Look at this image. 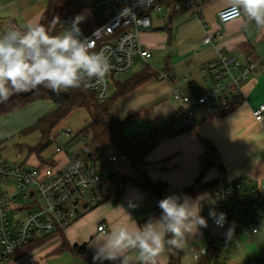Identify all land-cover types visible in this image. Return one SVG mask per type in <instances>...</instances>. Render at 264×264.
I'll return each instance as SVG.
<instances>
[{"label":"built area","instance_id":"2783aa9c","mask_svg":"<svg viewBox=\"0 0 264 264\" xmlns=\"http://www.w3.org/2000/svg\"><path fill=\"white\" fill-rule=\"evenodd\" d=\"M202 5L203 0H93L91 10L103 12L101 17L105 22L89 35L80 25L79 28L91 50L102 52L107 58L110 70L102 80H89L83 89L96 93L98 101H107L112 86L118 82L117 76L128 74L136 58L143 62L152 58L150 50L144 49L140 36L152 31L153 16L162 14L167 20L174 12H192L201 18ZM225 10L218 14L222 25L234 21L223 15ZM2 30L0 25V32ZM222 38L220 32L207 35L204 44H214ZM260 68L258 61L244 62L221 52L203 70L208 91L202 93L194 85L192 94L180 86H189L188 78H170L160 73L158 80L171 84L172 97L178 103L166 132L193 130L201 109L211 117H222L230 112L244 100L243 86ZM253 116L257 122H263L264 105L254 110ZM61 136L67 142L75 138L70 130H65ZM63 152L64 147H57L53 163L36 166L15 165L0 158V264L10 262L18 251L37 240L65 233L73 223L125 190L126 185L122 182L125 157L113 154L102 161L90 162L67 154L66 162L62 163L56 156ZM214 157L213 142L205 141L201 159L214 163ZM112 177L116 180L112 181ZM217 181L213 199L219 212L215 218L204 217L208 224L204 230L208 236L202 247L192 250L193 264H199L203 258H208L210 263L222 264L223 251H228L243 237L256 238L264 225V184L255 186L247 179L232 182L223 173ZM219 213L226 217L222 226L217 223ZM230 227L234 228V234L229 239L225 233ZM98 230L106 233L104 225ZM215 230L218 234L213 233ZM244 264H264V254L259 260H245Z\"/></svg>","mask_w":264,"mask_h":264},{"label":"crops","instance_id":"0c3cea01","mask_svg":"<svg viewBox=\"0 0 264 264\" xmlns=\"http://www.w3.org/2000/svg\"><path fill=\"white\" fill-rule=\"evenodd\" d=\"M92 1L90 0V4ZM48 6L49 0H0V25L3 27L0 35H3L9 28H21L25 26L28 21H38L41 23L44 14L48 10ZM227 7V0H203V5L200 9L201 18L192 12H181V14H177L173 21L171 32L164 30L167 23H164L163 27L155 28L153 20L152 31L143 32L140 36L144 49L150 50L152 54L151 59H153L152 50L160 48V40H165L168 45L174 44L180 55L193 52L191 57L176 65L172 64V60L169 57L166 60L165 68L160 71L150 68L148 63L144 62L155 74L159 75L168 70L169 74L167 75L170 78H188L190 85L181 84L180 86H183L187 93L190 94L193 93L194 85L202 93L208 91L203 79V70L211 62L215 61L221 52L234 55L244 62L252 60L261 63L259 72L254 74L243 86L244 100L231 113L222 117H211L201 109L198 124L193 130L162 140L145 158L144 162L150 177L154 181H157L151 174V169L154 168L153 164L157 162V167H159L163 165L164 161H167L168 156L175 157L173 160L176 166L174 167L175 171L179 173L183 172L182 175L184 176L181 180L182 183L179 185L182 188L180 193L189 188L198 179L204 168L203 163L200 162V157L204 151L205 141H211L215 146V162H207L211 167L207 170L204 182L218 180L221 173H223L232 182L247 179L255 186L264 184V120L259 123L253 116V111L264 105V57H261L262 53L260 52L264 43V29L258 27L255 22H249L244 16L222 25L219 22L218 14L222 9ZM157 17L161 19V15H157ZM181 18L183 21L180 22L175 30V21ZM218 32L223 35L221 41L210 45L204 44V39L207 35L214 36ZM172 94V86L168 81L152 79L132 95L125 98L129 100V105L125 109L128 112L137 111V118L146 119L150 114H153L150 124L155 127L159 122L162 123L164 120H168L161 131L160 129L156 131L148 129V131H141L131 137L126 135V137L131 139L139 136L142 139H148L151 135L150 133L153 132L165 134L178 109L176 101L172 99L174 104L170 103V98H173ZM144 106L150 107L149 110L153 111L151 113H149V110L142 111L140 108ZM113 111L114 108L112 109V115L119 121L116 113ZM156 148L159 149V152L155 155L153 151ZM184 153L187 155L186 158L190 156L189 161L185 159L187 161L185 163L184 158H182V154ZM67 154L69 153L65 151L57 155V160L65 163ZM149 156L151 157L150 161ZM29 160L25 163L29 164ZM37 161L38 164L42 163L39 159ZM182 168L183 171L181 172ZM127 189L118 198L108 199L105 203L108 202L110 204L107 205L108 209H112L117 215H122L127 211L128 214L126 213L125 216L122 215L116 218L108 214V217L101 219L102 221L98 220V226L97 228H93L92 233H79L78 221L73 223L63 233L70 245L86 246L92 256L97 250H100L101 254H103L102 243L108 240L114 227L125 225L131 231L137 226H143V222L147 221L150 217H154L156 203L152 199V196L144 194L145 192H150L136 186H128ZM115 200L117 202H114ZM209 200L210 197L206 195L201 196L200 206ZM144 202L148 204V210H145V212L143 211ZM149 203L151 204V209ZM202 216L205 217L206 215ZM102 225L105 226L106 233L99 232L98 228ZM261 229H264V225ZM214 232L215 234L218 233L216 230ZM56 239H58L57 244L53 248L50 247L51 249L45 250L42 253L43 256H52L51 259L54 258V264H65L63 260L68 264H88L84 259L74 256L70 252L54 254L63 243L59 236L52 238L51 241ZM161 253L157 257V264H169L170 259L166 246ZM29 254L19 259H12V261L5 264H19L20 260ZM191 254L193 258L192 251ZM123 256L127 257L128 264H142L137 249H128L123 253ZM56 259H59L58 262H56ZM105 261L107 264H120V259ZM45 264L50 263L46 261Z\"/></svg>","mask_w":264,"mask_h":264},{"label":"clouds","instance_id":"9594fccd","mask_svg":"<svg viewBox=\"0 0 264 264\" xmlns=\"http://www.w3.org/2000/svg\"><path fill=\"white\" fill-rule=\"evenodd\" d=\"M223 15L236 20L243 15L249 22L264 29V0H227ZM86 18L77 14L72 26L60 35H50V29L38 22L28 21L21 28H9L0 35V104L13 96L31 93L41 87L59 95L69 89L87 86L92 78L102 80L110 70V64L102 52H94L88 39L82 38L79 24ZM58 22L54 18L53 26ZM201 197L193 200L186 194L167 195L158 201L160 215L150 217L143 226L129 230L125 225L113 228L111 236L100 250L94 252L97 259L117 260L128 264L123 253L137 249L142 264H157V257L165 246L179 248L188 238L200 234L208 226L200 215ZM209 215L217 217L210 210ZM226 217L218 214L217 223L223 225ZM234 228L225 233L231 238Z\"/></svg>","mask_w":264,"mask_h":264},{"label":"rangeland","instance_id":"374dc122","mask_svg":"<svg viewBox=\"0 0 264 264\" xmlns=\"http://www.w3.org/2000/svg\"><path fill=\"white\" fill-rule=\"evenodd\" d=\"M69 1V0H68ZM74 3L71 7H62L61 8V16L58 17L59 29H61V33H63L66 29L72 26V20L77 14H83L86 18L79 24L86 35L91 34L94 30L99 28L102 24H104V19L101 17L103 12H95L91 10L90 0H72ZM63 17H65L64 20ZM154 26L163 27L164 23H166V18L163 17L161 14V19L157 17V15L153 16ZM183 19L176 20L174 24V29L176 30L180 22ZM55 23V24H57ZM54 24V26H55ZM175 37V36H174ZM160 48L153 49V59H151L148 63L150 68L160 71L165 68L166 60L170 57L172 60V64L176 65L180 62H184L189 57L192 56V53L180 55L179 51L174 47V44L168 45L165 40H160L159 42ZM262 53L261 57H264V43L262 46ZM148 66L142 62V60L136 58L135 65L133 66L132 70L125 75L117 76L115 79L120 82H124L133 76L142 73ZM115 86H112L111 95L115 93ZM173 98H170V103L174 104ZM127 105H129V100H122L114 106V113H116L117 118L120 122H125L130 119L127 125L124 128L125 135L131 137L136 135L141 131H148V129L156 131L163 129L165 124L167 123L164 120L162 123H158L156 127L151 125V117L153 114H150L148 118L140 119L137 118V111L136 112H128ZM152 107V105H151ZM142 111L149 110L150 107H141ZM56 110L54 104L50 101H35L21 109L13 111L11 114L0 116V144H1V153L0 158L3 161H8L11 164L21 165L25 163L28 159L29 165H37L39 158L41 162L45 161L46 158H50L56 152L57 147H64L65 151L69 154H77L81 153L84 150V136H81L77 139L73 144L66 147L67 141L61 136L65 130H70L72 132V136L76 137L79 133H81L85 128H87L91 124V117L89 114L84 110H78L72 113L66 120H64L57 129L53 132L51 136L52 145L42 154V158L38 157L35 154H31L30 151L36 149L41 143V135L39 132H34L31 134L25 135L24 132L31 128L39 119L44 118ZM153 110H149L151 113ZM125 112V113H124ZM140 114V113H139ZM175 137V136H174ZM167 138H173L170 136H166L163 140ZM166 144V143H165ZM66 147V148H65ZM156 150V151H155ZM153 154H157L159 149H155ZM113 155V154H111ZM152 155V154H151ZM150 155V156H151ZM149 156V161L150 157ZM173 156V155H172ZM186 153L182 154V158H184V163L189 161L190 156L186 158ZM175 158V157H174ZM173 157L168 156L167 161L163 162L162 166L157 167V162L153 164L154 168L151 169V174L157 182H162L167 185V190L163 194V198L167 195L171 194H178L180 193L181 189L179 187L180 183H182V175L183 168L180 170L182 173L175 171V164L173 163ZM187 159V161L185 160ZM172 161V162H171ZM200 162L205 164H209L201 160ZM210 165V164H209ZM123 171V170H122ZM108 175L109 172H106ZM13 183L11 184V186ZM130 187V186H129ZM128 188V187H127ZM126 188V189H127ZM135 188V187H132ZM128 190V189H127ZM148 196H152L154 202L156 203V199L153 197L152 194L145 192ZM150 194V195H149ZM210 197L209 194H204ZM114 202H117L116 200ZM110 205L108 202L105 204L100 205L99 207L95 208L91 213L83 217L80 221L77 222L79 224V233H92L93 228H97L98 220L104 219L108 217V214L113 218L126 215L128 211L122 215H117L112 211V209H108ZM148 204L144 202V212L148 210ZM150 209L151 204L149 203ZM200 215H208L210 210L218 213L219 207L214 199L208 202L203 203L201 206ZM102 221V220H101ZM146 222V221H145ZM143 222V223H145ZM141 224V223H140ZM75 226V225H74ZM72 226V227H74ZM200 234H196L195 232L193 235L186 238V240L181 244L179 247L181 251V261L182 264H192L193 258L191 251L192 249L202 247L205 244V239L208 236L207 232L205 233L204 228L199 230ZM215 234V232H213ZM218 234V233H216ZM57 240L54 241H45L36 249H31L32 253L28 256L24 257L20 260L19 264H45L47 263L54 264L55 261L51 259L52 256H43L42 253L47 250L48 248H53L57 244ZM49 242V243H48ZM107 242V241H106ZM104 242V243H106ZM102 243V245L104 244ZM50 248V249H51ZM34 251V252H33ZM28 252L24 251L19 255H23L24 253ZM162 254V253H161ZM264 254V229H261V234L256 238H249L243 237L239 240L238 243H235L233 246L229 248L228 251H223L222 256V264H244L245 260L253 259L259 260L263 257ZM65 256V255H64ZM67 256V255H66ZM58 262L59 259H56ZM12 261V260H11ZM63 263H66L63 260ZM71 264V263H69Z\"/></svg>","mask_w":264,"mask_h":264},{"label":"trees","instance_id":"16d2710c","mask_svg":"<svg viewBox=\"0 0 264 264\" xmlns=\"http://www.w3.org/2000/svg\"><path fill=\"white\" fill-rule=\"evenodd\" d=\"M73 3L72 0H49L48 10L44 14L41 23L46 29H50V35H60L61 29H59V23L53 26L54 18L61 16L62 7H71ZM177 14H181V12H174L169 16L164 30L171 32L172 24ZM64 19L65 17H63L62 20ZM164 72L169 74L168 70H165ZM152 79H158V74H155L149 67H147L142 73H139L124 82L118 81L116 82L115 93L105 102L98 101L96 93L87 91L83 89V87L69 89L67 92H62L59 95L53 94L50 90L41 87L39 90H35L31 96H13L7 103L0 104V116L11 114L13 111L21 109L35 101L41 100L52 102L56 107V110L50 115L38 120L35 125L24 132L25 135L34 132L40 133L41 143L36 149L31 150L30 153L35 154L37 158H42V154L52 145L51 136L57 127L75 111H86L91 117V124L66 144V147H68L81 136H84V150H82L81 153L70 154V156L72 158H83L90 162L102 161L105 157L108 158L111 156V154H115L120 158L125 157L127 161L124 165L122 182L126 185V188L128 186H136L144 191L152 193L156 198V213L154 217H158L160 215L158 201L163 198L167 185L162 182L154 181L150 177L144 160L166 136L174 137L190 130L184 132H166L165 134L153 132L148 139H142L139 136L128 139L124 133V128L130 119L125 122H120L112 115V109L117 103L132 95ZM234 108L230 112L223 114V116L231 113ZM53 157L54 155L50 158H46L42 163H53ZM210 167L211 165L205 164L198 179L179 195L183 196L186 194L194 200L198 196L201 197L204 194H209L211 199H213V191L217 188L218 181L213 180L210 182H204L207 170ZM111 180L115 181L116 179L112 177ZM124 191L120 192L117 198ZM56 236H59L63 243L54 254L70 252L74 256L84 259L88 264H94L93 256L90 254L87 247L71 246L65 239L63 233L51 235L33 242L18 251L13 259H19L29 254L32 252L31 249L34 250L39 246L38 244L49 241ZM166 249L170 259L169 264H182L181 251L179 248L166 245ZM27 250L28 252L19 255ZM207 259L208 258H203L199 264H217L210 263V260ZM95 264L107 263L105 260L97 259Z\"/></svg>","mask_w":264,"mask_h":264},{"label":"water","instance_id":"95a60500","mask_svg":"<svg viewBox=\"0 0 264 264\" xmlns=\"http://www.w3.org/2000/svg\"><path fill=\"white\" fill-rule=\"evenodd\" d=\"M33 93H34V91L31 92V93H26V94H21V95H22L23 97H28V96H31Z\"/></svg>","mask_w":264,"mask_h":264}]
</instances>
